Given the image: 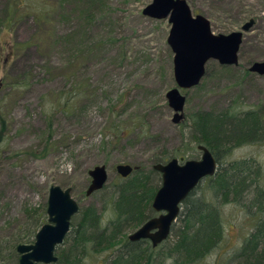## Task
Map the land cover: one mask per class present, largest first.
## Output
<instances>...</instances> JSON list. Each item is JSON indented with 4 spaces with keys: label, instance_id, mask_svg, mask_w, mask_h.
<instances>
[{
    "label": "rangeland",
    "instance_id": "obj_1",
    "mask_svg": "<svg viewBox=\"0 0 264 264\" xmlns=\"http://www.w3.org/2000/svg\"><path fill=\"white\" fill-rule=\"evenodd\" d=\"M31 1L60 7L52 25L27 17L9 32L3 24L11 0H0V244L23 234L30 211L45 210L43 223H48L52 186L71 189L80 209L95 208L108 226L115 218L113 185L122 179L118 165L150 172L158 157L200 160L198 144L189 139L196 112L264 113V78L248 70L264 62V0H187L194 17L210 21L214 35L243 32L239 64L209 61L200 85L189 90L175 80L169 19L143 14L153 0H92L87 7L92 21L84 19L87 0ZM253 19V29L245 32L242 26ZM38 38L44 39L42 48L11 47ZM172 89L186 96L181 124L173 122L168 104ZM252 158L264 162V142L234 148L224 159ZM105 165L106 188L87 196L89 172ZM155 180L162 184L159 176ZM221 215L225 238L203 264H228L257 221L243 205L228 203ZM105 259L87 254L81 264H105Z\"/></svg>",
    "mask_w": 264,
    "mask_h": 264
},
{
    "label": "trees",
    "instance_id": "obj_2",
    "mask_svg": "<svg viewBox=\"0 0 264 264\" xmlns=\"http://www.w3.org/2000/svg\"><path fill=\"white\" fill-rule=\"evenodd\" d=\"M87 1L86 9L92 3V0ZM59 8L37 5L30 0H11L4 13L3 26L11 32L27 17L34 18L43 27L52 25L54 12ZM84 12V19L92 21L94 16L90 9ZM43 41L38 38L34 43L12 44L11 47L13 50L33 45L42 48ZM232 111L220 114L202 111L191 115L189 139L198 146H206L218 161V168L214 177L207 178L205 192L199 194L197 187L184 201L177 220L180 224H174L167 241L156 248L149 241H129L127 232L136 231L156 216L152 202L161 185L155 183V178L159 176L162 181V174L154 169L145 172L140 166H134L138 169L113 185L115 218L108 226H103L98 210L93 207L80 209L64 242L69 246L64 253L56 254L58 261L55 264H81L87 254L104 256L105 264H167V261L171 264H203L225 238L221 208L228 203L243 205L246 213L257 219L253 231L231 255L228 264H264V162L253 158L224 159L234 148L264 142V113L259 110ZM166 159L165 156L158 157L154 163H164ZM40 212L30 211V226L23 229V234L8 245L0 244V264L19 263V245L34 243L38 231L45 225L46 212ZM172 235L173 241L170 240Z\"/></svg>",
    "mask_w": 264,
    "mask_h": 264
},
{
    "label": "water",
    "instance_id": "obj_3",
    "mask_svg": "<svg viewBox=\"0 0 264 264\" xmlns=\"http://www.w3.org/2000/svg\"><path fill=\"white\" fill-rule=\"evenodd\" d=\"M143 14L152 19H169L171 32L167 39L174 52V74L178 86L190 89L200 85L206 75V65L211 60L221 65H238V55L243 42V32L216 36L212 33L210 21L199 15H192L187 0H153L144 8ZM255 20H250L242 27L245 32L253 29ZM252 74L264 78V62H255L249 69ZM4 82L0 80V94ZM168 104L174 110L173 122L181 124L186 96L178 89L167 93ZM202 153L200 160L180 162L172 158L166 163L154 165V170L162 174V186L152 202L153 210L159 214L143 224L129 236V241L149 240L154 248L162 245L170 237L172 227L177 222L183 209L184 201L207 178L217 173L218 161L206 146H198ZM136 167L118 165L117 172L128 178ZM92 178L87 196L102 191L109 180L107 166H96L89 172ZM48 198V223L38 231L34 243L21 244L19 264H55L58 256L56 249L62 246L71 228L72 218L79 213V203L72 198L71 189L52 186Z\"/></svg>",
    "mask_w": 264,
    "mask_h": 264
},
{
    "label": "flooded vegetation",
    "instance_id": "obj_4",
    "mask_svg": "<svg viewBox=\"0 0 264 264\" xmlns=\"http://www.w3.org/2000/svg\"><path fill=\"white\" fill-rule=\"evenodd\" d=\"M123 178V177H122ZM80 210V209H79ZM80 212V211H79ZM77 215V214H76ZM157 216H159V214H156V216H154V217H157ZM74 218V217H73ZM73 218H72V220H73ZM153 218V217H152ZM72 220H71V222H72ZM151 220V219H150ZM72 224V223H71ZM145 224V223H144ZM71 229V228H70ZM70 232V231H69ZM69 232H68V234H69ZM68 236V235H67ZM66 239V238H65ZM36 240V239H35ZM144 241H149V240H144ZM35 242V241H34ZM65 242V241H64ZM141 242V241H140ZM151 244H152V242L151 241H149ZM21 244H25V243H21ZM27 245H30V244H27ZM20 246V245H19ZM153 247V246H152ZM19 248V247H18ZM57 250V249H56ZM17 253H18V249H17ZM56 253V252H55ZM18 255H19V257H20V254L18 253ZM56 255V254H55ZM20 259H21V257H20ZM20 261V260H19ZM19 264V263H18Z\"/></svg>",
    "mask_w": 264,
    "mask_h": 264
}]
</instances>
